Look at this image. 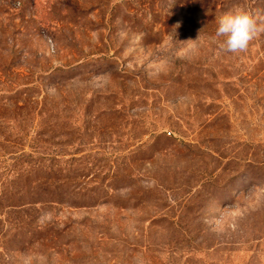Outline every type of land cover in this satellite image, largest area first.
Here are the masks:
<instances>
[{
    "label": "rangeland",
    "instance_id": "1",
    "mask_svg": "<svg viewBox=\"0 0 264 264\" xmlns=\"http://www.w3.org/2000/svg\"><path fill=\"white\" fill-rule=\"evenodd\" d=\"M234 6L264 20L0 0V196L26 203L0 204V264H264V34L224 51Z\"/></svg>",
    "mask_w": 264,
    "mask_h": 264
},
{
    "label": "clouds",
    "instance_id": "2",
    "mask_svg": "<svg viewBox=\"0 0 264 264\" xmlns=\"http://www.w3.org/2000/svg\"><path fill=\"white\" fill-rule=\"evenodd\" d=\"M175 27L179 28L180 22ZM261 34H264V20L259 9L234 6L217 20L215 37L223 38L220 47L229 53L246 51L249 44Z\"/></svg>",
    "mask_w": 264,
    "mask_h": 264
},
{
    "label": "trees",
    "instance_id": "3",
    "mask_svg": "<svg viewBox=\"0 0 264 264\" xmlns=\"http://www.w3.org/2000/svg\"><path fill=\"white\" fill-rule=\"evenodd\" d=\"M16 195V194H15ZM19 197L18 198H15V197H11L13 200L12 204L11 202H9L8 204V201L10 200L8 197H7V193L6 192H2L1 196H0V204L3 202V200L5 199L6 200V203H4L3 207H7L8 208H14V207H18V206H23L25 205L26 203L24 201H20L19 199L23 200V196L21 195H18ZM27 196V195H26ZM18 202V203H15V202ZM33 202V201H32ZM7 205V206H6ZM1 206V205H0ZM2 208V207H1Z\"/></svg>",
    "mask_w": 264,
    "mask_h": 264
}]
</instances>
